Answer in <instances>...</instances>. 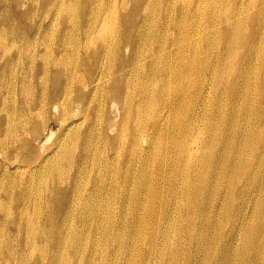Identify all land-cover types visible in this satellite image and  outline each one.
Here are the masks:
<instances>
[{
	"label": "bare ground",
	"instance_id": "1",
	"mask_svg": "<svg viewBox=\"0 0 264 264\" xmlns=\"http://www.w3.org/2000/svg\"><path fill=\"white\" fill-rule=\"evenodd\" d=\"M38 1L41 2L31 0L22 14L12 8V0H2L0 9V49L3 50L0 54L13 50L12 56L0 66V84L8 80V94L0 96V108L18 110L26 119L20 122L14 117L0 116V156L3 157L0 188L9 202L5 215L0 217V233L7 231L15 236L24 229L34 231L36 216L49 214L52 219L45 226L52 240L49 248L28 240L26 243H33L36 256H32L33 252L22 241L7 245L0 256H5L6 264H67L70 260L74 264H106L109 244L119 243L109 253V259L114 260L112 264H117L125 259L124 253L130 252V243L141 236L137 229L128 240H119L118 220L128 209L118 203L153 200L156 185L163 180L171 181L177 191L181 188L190 198L196 186L207 184L208 172L218 171L223 176L232 170L216 158L218 145L208 141L194 126L193 123L204 119L199 110L168 118L170 110L166 108L172 103L168 100L149 119L145 120L144 115L149 113V106L156 107L159 98H163L164 90L159 92L149 87L166 78L174 68L173 60L178 57V65L181 61L194 62L201 53L199 45H189L184 40L190 39L195 29L205 30L209 35L201 32L203 45L218 42L224 52L235 51L227 43L237 42L247 33L244 28L248 24L240 13L246 2L252 4L256 0H231L225 11L219 7L222 0H132L130 6L128 0H116L120 6L115 13L110 10L112 20L109 21V16L102 24L103 0H43V5ZM132 6L134 12L129 13ZM232 7L235 16L227 14ZM222 11L226 13L219 14ZM44 13V18L35 19ZM49 13H54V17L46 20ZM140 14L143 21L138 23V28L123 35ZM221 18L223 26L217 31L214 26L221 23ZM261 22L257 20L254 25L253 39H262ZM17 24L21 27L19 44L3 43L15 40L10 38L5 25L14 29ZM172 29L177 32L171 33ZM223 29L227 36L222 37ZM53 37L56 39L50 46ZM191 68L184 66L182 78L189 75ZM113 73L118 78L107 85ZM213 73L219 83L230 74L224 68L214 69ZM131 75L143 76V81L127 89L123 81ZM45 76L49 77V84L42 81ZM75 83L79 87L73 88ZM108 86L119 95L112 94ZM100 90L103 101L98 104L95 97ZM93 101L98 105L90 110ZM184 104L187 109L190 107ZM36 110L51 117L41 124L36 122L34 130H29L27 126ZM52 120L59 129L51 130L47 140L41 142L40 130L48 129ZM87 120L89 124L85 126L83 122ZM20 132H24L23 137ZM57 132L50 150L39 154V147L45 146ZM190 137L193 139L187 143ZM177 138L182 139L180 145L175 144ZM228 138L231 143L235 140L233 135ZM140 153L144 160L138 159ZM153 159L170 167V172L160 166L158 178L152 176ZM53 179L56 183L47 203L41 195ZM248 193L249 188L243 186L240 197L246 198ZM205 204L212 202L201 195L197 201H190L187 212L193 206ZM240 212L241 209L237 214ZM228 225L240 226L232 219ZM133 226L136 229L135 222ZM229 234L230 239H238L237 232L231 230ZM149 243L141 256L143 264H152L155 258L152 250L158 243L155 236L153 240L149 236ZM230 250L237 253L238 248ZM190 256L193 263L202 261L196 251H190ZM173 259L178 261V253L173 254Z\"/></svg>",
	"mask_w": 264,
	"mask_h": 264
},
{
	"label": "rangeland",
	"instance_id": "2",
	"mask_svg": "<svg viewBox=\"0 0 264 264\" xmlns=\"http://www.w3.org/2000/svg\"><path fill=\"white\" fill-rule=\"evenodd\" d=\"M130 6L132 0H128ZM260 1V2H259ZM231 0H222L219 4L220 9L227 10ZM31 3V0H12L10 3L12 8H16L19 14L26 10V7ZM44 4L43 0L40 2ZM39 1L38 4L40 5ZM2 0H0V9L2 8ZM263 0H256L252 4L245 3L244 10L240 16L246 21L247 33L237 42L228 41L227 47H234L236 50L232 52H224L223 45L218 42H211L203 45L202 33L209 35L208 31L195 29L192 32L190 39L184 40L187 44L199 45L201 53L194 62L181 61L178 65V57L173 60L174 68L169 71L165 79H160L154 82L149 88L162 91L164 90L163 98H159L156 107L149 106L148 112L144 115V119H149L151 113L159 112L168 100H171V105L166 108L170 110L171 118L179 113H190L199 110L204 119L199 123H193L194 126L201 131L208 141L218 145L215 156L223 161L227 167H232V170L225 172L221 176L217 172L207 173V184L201 187L196 186L191 194V197L185 195L181 188L176 190L171 181L165 180L156 185L155 198L153 200H141L137 202L124 201L118 203L120 207H125L128 212L122 215L118 220L120 226L119 240H128L132 235H135L139 229L141 236L135 242L130 243V252L122 255L125 259L118 260L117 264H143L141 256L151 239L156 238L158 242L153 247L155 258L152 264H264V8ZM101 24L109 17L112 20V10L115 13L117 6H120L116 0H103ZM47 4L45 5L46 8ZM81 7V2H80ZM132 6L129 10L132 11ZM79 11V10H78ZM77 11V13H78ZM219 14H225L226 12ZM39 12V11H38ZM40 13V12H39ZM45 14H40L35 19L44 18ZM111 14V15H110ZM228 15H234L233 7L228 11ZM54 13L48 14L47 19H52ZM257 20H262L259 30L263 32L262 39H253L251 36L255 34L254 25H257ZM143 21V15L134 17L133 24L123 33L128 35L130 32L138 28V23ZM34 25V23H33ZM32 25V26H33ZM223 26L221 23L216 24L214 28L219 31ZM5 28L11 39L3 43L11 45L12 43L19 44L18 37L21 34V27L17 26L12 29L5 25ZM212 31V27L210 28ZM172 32H177L172 29ZM199 32V33H198ZM202 32V33H201ZM227 34L222 33V37ZM56 37L49 41L52 46ZM42 38L38 39L41 41ZM169 44L171 40L169 39ZM18 42V43H17ZM3 51L0 49V52ZM13 51V50H12ZM12 51L6 55L0 54V66L3 65L12 56ZM2 53V52H1ZM17 53L15 52L13 56ZM215 57V55H219ZM177 63V65H176ZM191 65L192 68L189 75L182 78L181 74L184 66ZM225 69L229 71V76L222 83H219L214 77V69ZM84 75V73L82 72ZM237 76L239 77L238 80ZM117 73H113L108 77L107 85L116 80ZM42 81L50 83L48 76L42 78ZM143 76L131 75L127 76L123 83L132 87L141 85ZM1 82V80H0ZM8 80L0 84V96L8 94L6 84ZM120 83V82H119ZM121 84V83H120ZM107 85L104 89H107ZM110 85V84H109ZM79 87V83H75L73 88ZM72 88V89H73ZM185 88V90H184ZM71 89V90H72ZM103 89V90H104ZM108 89L118 96V92ZM100 90L95 100L100 104L103 101L102 91ZM201 91L204 96H201ZM37 91L33 92L36 95ZM122 96L124 95L121 94ZM125 93L123 100L126 98ZM71 97V91L67 94ZM185 97V98H184ZM184 102L190 107L187 109ZM96 102L90 103V110L96 105ZM171 106V108H170ZM0 116L14 117L17 121H24L18 110L10 108H0ZM120 113L117 114L119 118ZM51 114L44 113L43 116L36 110V115L32 118L27 129L34 130V124L42 121H47ZM85 126L89 121L83 122ZM198 126H200L198 128ZM59 126L53 120L49 123L48 129L42 127L40 134L41 142L47 140L51 130L58 131ZM58 132L53 136L45 146L39 147V154L50 150V142L56 138ZM233 135L234 142L231 143L228 136ZM24 136V132H20V137ZM12 138V137H9ZM193 137H190L186 142H190ZM182 139L175 140L176 145L181 144ZM185 142V143H186ZM224 149L230 150L225 152ZM36 155V153H35ZM138 159L144 160L145 156L140 153ZM3 157L0 156V163ZM167 169L170 172V167L159 164L153 159L152 176L158 178L159 167ZM72 171L68 172L71 173ZM189 176L188 173H185ZM192 177V176H190ZM37 185V181L34 182ZM56 181L49 180V187L44 190L41 195L42 199L48 198L52 191V186ZM165 183V184H164ZM8 179L5 180L7 187ZM243 186L249 188V193L246 198L240 197V191ZM16 190H19L17 187ZM177 192V196L175 193ZM242 193V192H241ZM206 196L212 202V205H203L201 207L193 206L188 211L190 201L195 202L201 196ZM243 195V193H242ZM0 217L5 215L6 208L9 202L4 190L0 188ZM50 200H47L49 203ZM175 204V206H173ZM53 206V202H51ZM173 206V207H172ZM89 207V206H88ZM11 208V205H10ZM241 209L239 214L238 211ZM30 213L32 211L30 210ZM36 229L28 231L24 229L19 235H11L7 231L0 233V252L7 245H13L20 241L22 244L31 240L33 243L42 244L44 247H50L52 235L45 226L47 221L52 219V215L46 214L43 217L36 216ZM232 219L239 227H229L228 222ZM10 225H14L13 221ZM136 223L133 226V223ZM216 226H219L217 228ZM238 229V231H236ZM238 233V239H230V231ZM162 231L159 235L158 232ZM27 244L33 252L32 256H36L37 251L34 250L32 244ZM146 243V244H145ZM119 243H115V245ZM116 245V246H117ZM146 245V246H145ZM112 243L109 244L105 254L106 264H112L113 259H109V253L116 247ZM238 248L237 253H233L231 248ZM190 251H196L202 261H191ZM178 253V261H174L173 254ZM136 254V256H135ZM4 257L0 256V264H6ZM130 259V260H126ZM74 260H70L67 264H74Z\"/></svg>",
	"mask_w": 264,
	"mask_h": 264
}]
</instances>
